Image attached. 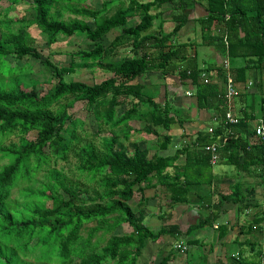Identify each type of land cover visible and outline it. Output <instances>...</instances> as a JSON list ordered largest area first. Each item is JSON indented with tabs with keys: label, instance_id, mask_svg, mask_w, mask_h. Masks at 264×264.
Wrapping results in <instances>:
<instances>
[{
	"label": "trees",
	"instance_id": "trees-1",
	"mask_svg": "<svg viewBox=\"0 0 264 264\" xmlns=\"http://www.w3.org/2000/svg\"><path fill=\"white\" fill-rule=\"evenodd\" d=\"M5 1L12 8L26 0ZM85 1L31 0L30 19L0 18V264H139L149 241L164 234L179 238L175 227L154 234L145 225L144 190L167 191L171 207L187 202L193 186L211 184V179L202 180L203 170L211 172L213 166L204 147L214 142L220 145L217 162L242 172L258 169L264 190V146L253 131L258 119L264 122V83L262 76L254 88L246 81L251 71L264 75V0H203L207 15L198 20L202 44L219 52L216 68L199 67L196 56L188 52L194 43L174 44L187 22L183 12L194 0H104L99 10L78 6ZM116 2L123 7L105 15ZM165 5L172 6L175 26L164 33L161 22L154 34V22ZM63 12L75 18L64 20ZM134 16L139 21L127 26ZM30 27L45 37L48 49L59 38L80 36L93 47L73 54L68 66L62 67L43 59ZM218 27L224 32L214 36L211 31ZM117 28L121 33L103 46V37ZM122 47H129L131 56L115 61ZM8 56L39 61L52 85L46 90L37 89L38 83L26 85L30 79L18 77L15 66L4 67L9 65ZM86 60L110 76L92 85L66 80L76 70L86 69ZM153 71L177 72L181 80H190L197 106L215 111L220 119L212 133L198 132L191 146L171 156L160 153L172 139L158 129L168 131L177 122L183 125L184 119L167 101L156 102L143 92L138 79ZM203 71L210 74L207 83ZM227 74L237 91L230 106L225 99ZM79 102L93 116L94 133L83 130L84 122L74 114ZM228 111L237 124L225 123ZM132 122L141 127H133ZM31 132L36 133L33 140L27 138ZM143 134L155 137L158 148L152 156L141 145L145 138L136 136ZM11 135L17 140L6 144ZM181 155L183 170L168 175L166 169ZM189 170L195 171L196 181ZM240 192L233 190L220 203L238 204L244 199ZM137 195L136 212L131 202ZM209 221L210 215L198 227ZM234 256L244 264L238 254ZM167 262L166 257L161 264Z\"/></svg>",
	"mask_w": 264,
	"mask_h": 264
},
{
	"label": "crops",
	"instance_id": "crops-1",
	"mask_svg": "<svg viewBox=\"0 0 264 264\" xmlns=\"http://www.w3.org/2000/svg\"><path fill=\"white\" fill-rule=\"evenodd\" d=\"M203 4V0H194L184 10L183 15L186 16L187 22L175 36L174 44L194 43L188 52L195 55L196 59L200 55L202 65L199 67L205 68L213 64L212 67L216 68L220 67L221 62L219 52L212 46L202 44V30L198 20L207 15ZM159 11L162 14L155 20L152 33L159 32L157 27L161 22L163 23V32L169 33L175 26L172 20L175 15L172 6H162ZM130 21L134 22L130 25L133 26L139 21V17L134 16ZM223 32V27L211 31L214 36L218 33L223 34ZM204 47H208L212 51L213 61L204 62L208 56ZM261 76L264 83V75H259V71L256 70L255 72L251 71L246 81L252 85ZM138 82L143 85V91L154 87L158 94L156 101L161 103L167 101L178 118H184L183 125L177 122L168 131L158 129L159 134L169 135L172 139L166 149L160 151L164 156H171L176 150L182 149L184 146H191L198 132L206 131L208 127H215L220 120L216 118L215 111L201 109L197 106L194 86L190 80H181L177 72L162 75L160 72L153 71L140 77ZM187 93H190L191 96H187ZM238 103L241 104V101ZM238 107L235 104L232 109L234 113ZM180 114L182 115L180 116ZM142 137L145 138L144 143L149 149V155H154L158 148L155 137L149 138L151 136L146 134ZM218 163L225 164L223 161H218L215 165ZM184 165L185 156L181 155L172 167L166 169V172L168 175H175L177 171L183 170ZM215 165L212 166L211 172L203 170L202 180L211 179V184L209 186H193V193L189 195L188 201L178 203L173 207L170 206L167 191L165 192L159 187L144 190L143 196L146 202L142 209L145 225L154 234L163 228L170 230V227H175L179 232V238H174L171 234H164L155 242L149 241L142 251V258L140 256V264L143 256H149L147 257L148 264L150 260L161 264L166 257L168 258L167 264H238L237 258L234 256L236 254L244 264H264L262 176L258 175V169L242 172L237 167L230 165V168L221 166L215 170ZM194 172V170H189L191 178L196 181L197 177ZM233 190L241 191L240 195L244 199L238 204L229 200L220 203L221 198L231 195ZM138 199L139 195L135 196L134 201L131 202L136 212ZM242 203L247 206L242 207ZM217 205L219 207H216ZM208 215L211 216V221L203 227H198L200 220L202 221ZM178 240L188 246L187 253L181 255L173 250V245ZM149 250L150 252H148Z\"/></svg>",
	"mask_w": 264,
	"mask_h": 264
},
{
	"label": "rangeland",
	"instance_id": "rangeland-1",
	"mask_svg": "<svg viewBox=\"0 0 264 264\" xmlns=\"http://www.w3.org/2000/svg\"><path fill=\"white\" fill-rule=\"evenodd\" d=\"M29 1L31 0H26L15 6H12L11 8L10 5L5 0H2L0 2V18L15 21L16 19H19L22 16H24L25 18L30 19L33 16V14L30 9ZM103 1L104 0H86L85 2H82V3L78 2L77 4L78 6H86L94 10H99L103 6ZM120 7H123L121 3H118V2L113 3L111 6L108 7V10L105 15L113 14L115 10ZM62 18L64 20H70V19H74L75 17L69 12H63ZM85 20L90 27L93 26L92 20L90 19H85ZM130 20L131 19H128L127 26L134 24L133 22L134 20L132 22ZM30 33H31V36L35 39L36 43L39 45L38 49L43 59L47 57L55 64L62 66V67L68 66L71 60V56L73 54L77 53L78 51H88L93 47V43L86 40L84 37L80 36V37H72V38H59L57 41V44L54 47H51V49H48L45 44V37L42 34H40V32L36 28L30 27ZM120 33H121V28L112 30L111 32H109L107 35L103 37V40L101 41L102 45L107 46L109 42L112 41L114 37L116 35H119ZM204 50L208 52L207 59L204 60V62L208 63V62L213 61V58H212L213 53L211 54L212 51L209 50L208 47H204ZM129 56H131L130 48L122 47L119 49L118 55L115 56L114 60L119 61L121 58L129 57ZM75 60L79 64L82 63V62H79L78 59H75ZM197 60H198V64L202 65V61L200 60V55L197 58ZM5 61L9 63V65L4 66L5 68L15 66L19 70L17 72L18 77L23 74L26 79H30L28 81H25L26 85H30L31 82H33V84L38 83V85H36L37 89L46 90L53 83L51 77H49L45 73L44 69L42 68V65L37 60H34L32 58H24L22 60L17 61L8 56L5 58ZM84 63L87 66L86 69L81 68V69L76 70L73 74L68 75L66 77V80L80 81L88 85H92L94 83H99L110 76L109 73L101 70L98 67L97 63H93L90 60H86V62ZM254 87H255V82L254 84L251 85V88H254ZM143 92L147 96L154 97L155 99L158 98L157 96L158 94L156 93V89H154V87H149ZM65 102L63 101V103ZM156 102L161 103L158 100ZM83 105L84 104L81 102L76 103L74 107V114L78 119L80 118L84 122V126L82 128L83 130H85L88 133H94L96 131V123L93 119V116L89 112H87V110L84 108ZM181 115L182 114H180V116ZM131 125L135 128L141 127V125L137 122H132ZM35 135H36L35 132H31L30 134H28L27 138L29 140H33L35 138ZM136 136L142 137L144 136V134L136 135ZM149 138H152V137H149ZM16 140H17V137L14 135H11L5 139V143L7 144L10 141H16ZM141 145H145V143L143 142L141 143ZM62 164L63 163H59V165H62ZM221 166H228L227 168H230L229 165L218 163L217 165L214 166V169L218 170ZM23 185L26 186V184H23ZM15 193H16V190H15ZM15 193H14V196L16 195ZM231 248L234 249L235 247H231ZM148 252H150V250ZM147 257L143 256V259L141 260V264H148L149 260H147ZM139 264H140V261H139ZM149 264H158V262H154L150 260Z\"/></svg>",
	"mask_w": 264,
	"mask_h": 264
},
{
	"label": "built area",
	"instance_id": "built-area-1",
	"mask_svg": "<svg viewBox=\"0 0 264 264\" xmlns=\"http://www.w3.org/2000/svg\"><path fill=\"white\" fill-rule=\"evenodd\" d=\"M228 62L223 65V68L228 71ZM210 76L209 73L203 71L201 73V77L204 80L205 83L208 82V77ZM250 85V84H249ZM236 86L234 83V80L232 76H229L227 74L226 83H225V99L227 100L228 105H231L232 99L236 96ZM187 96H190V93H187ZM225 123L226 124H237L238 119L233 115L231 111H228L225 114ZM208 133L213 132V127L207 128ZM254 131V137L264 146V122L261 119H258L256 121L255 127L253 129ZM220 145L218 143H212L210 145H207L204 147L205 152L209 153L211 155V164L214 165L217 163L218 160V154L217 151L219 149ZM262 229L264 231V223L262 224ZM173 250L180 254H185L187 251V246L185 243L181 240H178L173 245Z\"/></svg>",
	"mask_w": 264,
	"mask_h": 264
}]
</instances>
